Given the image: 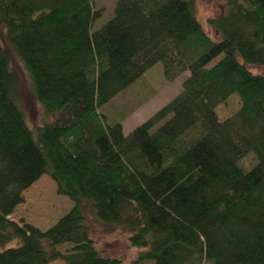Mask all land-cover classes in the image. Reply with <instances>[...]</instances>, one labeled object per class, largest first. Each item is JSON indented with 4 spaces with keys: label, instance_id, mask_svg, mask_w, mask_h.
I'll return each mask as SVG.
<instances>
[{
    "label": "trees",
    "instance_id": "trees-1",
    "mask_svg": "<svg viewBox=\"0 0 264 264\" xmlns=\"http://www.w3.org/2000/svg\"><path fill=\"white\" fill-rule=\"evenodd\" d=\"M94 1L0 0V264H118L91 219L126 233L132 264H264V0H225L214 38L193 0H115L96 28ZM9 51L43 110L32 128ZM157 62L181 90L124 134L101 108ZM42 174L72 201L45 230L9 218Z\"/></svg>",
    "mask_w": 264,
    "mask_h": 264
},
{
    "label": "rangeland",
    "instance_id": "rangeland-1",
    "mask_svg": "<svg viewBox=\"0 0 264 264\" xmlns=\"http://www.w3.org/2000/svg\"><path fill=\"white\" fill-rule=\"evenodd\" d=\"M114 3L115 0L94 1L95 8L101 10V15L94 22V28L99 27L110 17ZM193 3L203 29L211 37H216L217 33L209 24L208 18L225 8V0H193ZM9 56V66L15 75L17 101L25 115L27 125L32 128L43 120V110L33 95L26 70L14 53L9 51ZM249 68L254 73H264V68L261 66L250 65ZM185 74L169 81L163 76L161 63L153 64L139 78L102 106L106 121L120 122L123 133H128L181 90V80ZM239 105L238 95L233 93L214 108V113L219 120H222L233 114ZM239 162L247 166L254 162V157L247 152ZM71 206L72 201L67 196L57 193L55 182L48 175L42 174L22 191V201L14 207L9 218L30 223L45 230ZM90 225V236L103 255L118 258V264H132L138 248L129 245L123 230L116 228L111 232H105L93 219L90 220ZM51 264H62V260L55 259Z\"/></svg>",
    "mask_w": 264,
    "mask_h": 264
}]
</instances>
